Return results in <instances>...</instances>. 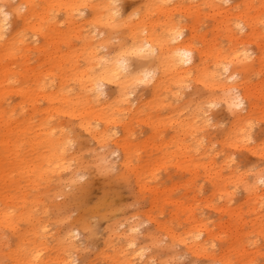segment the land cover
I'll return each instance as SVG.
<instances>
[{
  "label": "rangeland",
  "instance_id": "rangeland-1",
  "mask_svg": "<svg viewBox=\"0 0 264 264\" xmlns=\"http://www.w3.org/2000/svg\"><path fill=\"white\" fill-rule=\"evenodd\" d=\"M23 1L0 0V264H264V0ZM152 34L190 40L201 70L137 79ZM118 56L124 100L98 79ZM217 56L249 95L238 119L211 86Z\"/></svg>",
  "mask_w": 264,
  "mask_h": 264
},
{
  "label": "bare ground",
  "instance_id": "bare-ground-1",
  "mask_svg": "<svg viewBox=\"0 0 264 264\" xmlns=\"http://www.w3.org/2000/svg\"><path fill=\"white\" fill-rule=\"evenodd\" d=\"M158 1H160L161 3L168 4L172 0H158ZM182 1H185V0H182ZM222 1L223 0H219V3H221ZM23 2L24 3L22 4H25V3L27 4L28 2H31V1L26 0ZM210 3L215 4V0H210ZM27 5L28 7L29 6L31 7V12H32V8L34 7V5L32 6V4H29V3ZM93 7L96 13H99L100 11L104 12L106 10H109L110 3L106 0L100 3L99 6H93ZM217 9H220V8L217 6ZM16 10L20 12L21 9L17 8ZM5 16H6L5 12L0 10V17H1L0 38L1 37L3 38L6 35V26H7L6 24L7 23L5 22L7 18ZM133 32L134 31L132 30V33ZM133 34L134 36L132 39L134 40V43L136 44L138 41V36L135 33ZM177 36H173L171 40L173 41L177 40L179 37L182 36V34L180 33ZM10 41L11 40H9V43ZM7 42L8 41H5V45H7L6 44ZM155 42H158V40L152 34L146 37L143 40L142 44L136 46V53L147 52L146 55H137L138 60H137L136 66H138V68L141 69V73H142V76L138 77L137 79H139L140 81L150 82L152 89H156V87L161 86V84L163 83L164 80H162L163 78L162 75L165 73L164 68L166 67L170 69L173 73L180 74V75H186V76L190 75L195 69L201 70V68H198V65L195 64L194 62V58H195L194 57V46L192 45V43H190V40L186 39L180 42L177 46L173 48H168L169 43H167L166 45L159 43L157 45V43ZM203 54L204 53L201 51L198 52V57L201 58ZM222 58H223L222 56L215 57L214 70L211 71L210 74L208 72V75L212 79L211 80L212 88H218L222 90V96H221L222 100L234 109V113L236 115L235 117L236 119H238L241 117V114L240 112H237L236 109L240 108L241 106H245V104L249 100V95L247 91L245 92L242 91L241 89H239L237 85L235 84L229 85L222 80V77H221L222 74L228 73L230 69L229 66L222 67L224 66L223 64L226 61V59H222ZM232 58L233 60H231L229 63H233V61L239 60L240 55H234ZM126 62L127 61L124 58H122V56H118L115 60H112L110 62L106 60L101 61L100 63L102 67L100 68V72H99L100 77L98 78V79H101V81L109 80V81L114 82L117 85L121 93L119 97L122 98L123 100L125 96L124 92L126 89V83H129L132 79L129 73L128 66L126 65ZM152 66H156L157 68L150 69ZM127 70H128V74H126ZM159 70L162 71L161 74ZM228 77L233 79L235 78V74L230 73ZM88 80L89 81H87V83L86 82L81 83V89H82L83 95L85 97L94 95V97L99 98L100 93L97 89L98 80L96 78H89ZM249 103H250L249 109L250 111H252V109L254 108V105L251 102ZM81 127L85 131L91 132L92 134L91 136L94 139L99 138V136L103 134L102 131L91 130V127L88 124V122L82 123ZM11 218H12L11 212L0 210V220H5V222H8L9 220L11 221ZM200 246H202V244ZM200 246H197V247H200ZM17 249H18L17 253L26 252L28 253V256L31 257L33 261H36L38 263L43 262V256L41 253L42 249H40L39 247L26 250L23 248V244H21V241H20V243L17 245ZM15 251L16 250H13L12 252L15 253Z\"/></svg>",
  "mask_w": 264,
  "mask_h": 264
}]
</instances>
